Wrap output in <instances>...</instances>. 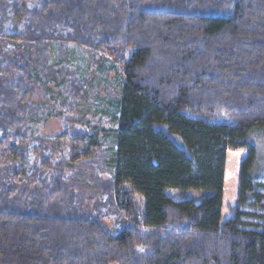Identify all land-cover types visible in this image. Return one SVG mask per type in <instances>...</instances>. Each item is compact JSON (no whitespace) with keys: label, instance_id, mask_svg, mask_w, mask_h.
Here are the masks:
<instances>
[{"label":"trees","instance_id":"16d2710c","mask_svg":"<svg viewBox=\"0 0 264 264\" xmlns=\"http://www.w3.org/2000/svg\"><path fill=\"white\" fill-rule=\"evenodd\" d=\"M0 43V264H264V0H0ZM107 161L115 232L75 205Z\"/></svg>","mask_w":264,"mask_h":264},{"label":"rangeland","instance_id":"374dc122","mask_svg":"<svg viewBox=\"0 0 264 264\" xmlns=\"http://www.w3.org/2000/svg\"><path fill=\"white\" fill-rule=\"evenodd\" d=\"M3 45L6 44L0 43V51H2ZM10 49L16 48L15 44H8L7 46ZM11 49V50H12ZM19 50V49H18ZM97 59L96 57H94ZM78 115H81L78 114ZM71 124V123H70ZM72 126H79L78 124L72 123ZM106 126H108L106 124ZM83 127V126H82ZM65 125L61 123L57 119H52L50 122H47L44 128L35 130L31 133V136L28 137L26 141L33 147L34 149L31 150L29 157L33 158V156L37 155L39 157H46L40 163V167L43 169L49 170L50 173L55 174L56 170L60 168H64L69 166L68 160H61V151L58 144H55L54 135H61L60 137L67 141L69 133H65ZM109 128V126H108ZM65 133V134H64ZM33 137V138H32ZM53 137V138H52ZM41 139L42 143L41 144ZM253 139L257 145L258 150V157L264 165V131L259 130L255 132ZM25 141V142H26ZM61 142V141H60ZM106 142V140H104ZM107 147V144H104ZM45 147V148H44ZM54 147V148H53ZM109 147V144H108ZM62 150V149H61ZM247 155L246 151L243 150H228L226 153V166H225V181L223 187V205H222V219H226L228 216V207L233 205L237 202L238 195H239V171H240V162L245 156ZM37 158H33L32 161H36ZM104 169L98 170L94 172L93 176L86 177L82 180L81 185L79 187H75V191L79 192L78 197L76 198V208H79L81 211L94 214L96 218L106 227H108L113 232L117 231L119 222V214L117 213V208L108 196L109 194L104 192L105 185H108L110 182V176L112 173V167L107 161L103 167ZM34 175L30 176L33 178ZM30 178V179H31ZM96 179V183L95 180ZM18 180L16 177L13 181L17 182ZM19 181V180H18ZM20 184V183H19ZM73 189V188H72ZM166 193L172 194L175 197V193L170 190L166 189ZM108 194V195H107ZM194 193L190 190L184 192V197H190ZM136 198L138 203L141 204L143 200L140 194L136 193ZM176 199H180L179 196L175 197ZM141 199V200H140ZM256 211H260L259 209H254ZM123 219V216L120 218ZM256 223L264 222V218H257L254 220ZM254 226H257L255 224ZM259 227V226H257Z\"/></svg>","mask_w":264,"mask_h":264}]
</instances>
